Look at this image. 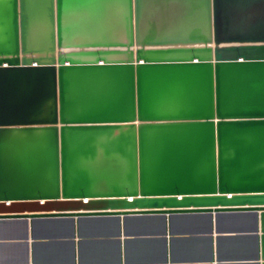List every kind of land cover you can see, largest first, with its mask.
I'll list each match as a JSON object with an SVG mask.
<instances>
[{
  "label": "water",
  "instance_id": "obj_1",
  "mask_svg": "<svg viewBox=\"0 0 264 264\" xmlns=\"http://www.w3.org/2000/svg\"><path fill=\"white\" fill-rule=\"evenodd\" d=\"M197 214L264 264V0H0V226Z\"/></svg>",
  "mask_w": 264,
  "mask_h": 264
},
{
  "label": "crops",
  "instance_id": "obj_2",
  "mask_svg": "<svg viewBox=\"0 0 264 264\" xmlns=\"http://www.w3.org/2000/svg\"><path fill=\"white\" fill-rule=\"evenodd\" d=\"M218 225L223 236H217L214 221L211 233L209 219L199 214L171 217L165 233L159 217L119 223L112 217L75 218L73 224L38 219L29 222L27 239L16 237L23 232L21 223L0 226V234L8 235L0 243V264H26V253L27 264H210L211 235L222 259L213 264H250L254 239L236 236L248 232L250 220L227 216Z\"/></svg>",
  "mask_w": 264,
  "mask_h": 264
}]
</instances>
